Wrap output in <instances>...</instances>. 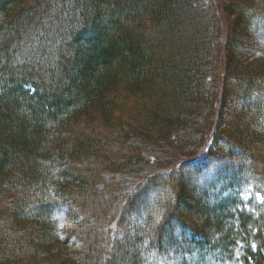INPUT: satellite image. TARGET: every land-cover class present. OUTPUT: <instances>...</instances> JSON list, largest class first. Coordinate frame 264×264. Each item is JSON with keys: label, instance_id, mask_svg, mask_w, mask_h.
<instances>
[{"label": "trees", "instance_id": "obj_1", "mask_svg": "<svg viewBox=\"0 0 264 264\" xmlns=\"http://www.w3.org/2000/svg\"><path fill=\"white\" fill-rule=\"evenodd\" d=\"M148 261L264 264V0H0V264Z\"/></svg>", "mask_w": 264, "mask_h": 264}, {"label": "rangeland", "instance_id": "obj_2", "mask_svg": "<svg viewBox=\"0 0 264 264\" xmlns=\"http://www.w3.org/2000/svg\"><path fill=\"white\" fill-rule=\"evenodd\" d=\"M127 105V113H131V114H135V113H140V110H141V107L139 106V104H137V102L135 101V99H132L130 98L126 103ZM226 113L228 114H231L230 112L232 110H230V105H227V108H226ZM235 112V111H232V113ZM196 136V132H188V135L187 137L189 138H192ZM208 136H204V140L205 138L207 139ZM186 138V136H185ZM180 140H183V139H180ZM167 146V145H166ZM144 155L147 158H151L149 162H146L145 165H143L141 168H138L136 170V173L137 172H142V173H145V174H149V173H154V172H164V171H167L169 170L170 168L174 167L175 165H177V163H179V161H182L184 159H187L180 150L176 149L173 145H168L165 149H163V147H159V146H156V145H151V147H149L148 150H145L144 151ZM185 177L187 179H193V174H192V171L191 170H187L186 171V174H185ZM149 198L151 199L152 197H154V192H148L147 193ZM148 199L144 200L142 202L141 201H138L137 202V205L138 207L141 208V212L139 211H136V212H132V214L130 215V217H128V225H132L134 222L136 221H139V217L138 215L140 216L142 214V209H145V205L146 203H148ZM149 210V209H148ZM147 211H144V212H148ZM139 212V213H138ZM143 212V213H144ZM138 213V214H137ZM93 223H89L87 224V226H91ZM113 228V227H112ZM128 230V229H127ZM173 237H176V233L175 235L173 234ZM166 250V248H165ZM150 263V261H148V264ZM207 264V263H206Z\"/></svg>", "mask_w": 264, "mask_h": 264}]
</instances>
